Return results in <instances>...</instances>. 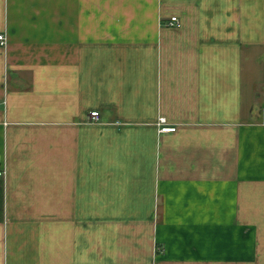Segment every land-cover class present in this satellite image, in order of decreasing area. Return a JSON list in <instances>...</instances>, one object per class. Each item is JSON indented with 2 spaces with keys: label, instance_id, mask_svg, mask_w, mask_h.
Returning <instances> with one entry per match:
<instances>
[{
  "label": "crops",
  "instance_id": "crops-1",
  "mask_svg": "<svg viewBox=\"0 0 264 264\" xmlns=\"http://www.w3.org/2000/svg\"><path fill=\"white\" fill-rule=\"evenodd\" d=\"M0 35V264H264V0H0Z\"/></svg>",
  "mask_w": 264,
  "mask_h": 264
},
{
  "label": "built area",
  "instance_id": "built-area-1",
  "mask_svg": "<svg viewBox=\"0 0 264 264\" xmlns=\"http://www.w3.org/2000/svg\"><path fill=\"white\" fill-rule=\"evenodd\" d=\"M179 24H180L179 19L177 17H173L171 19V22L169 25L175 26V25H179ZM0 41L4 44L6 41V37L4 35H0ZM98 115H99V113L97 111H94L91 113V116L93 117V119H98ZM162 121L165 122L164 119ZM164 130L165 131H172V130H174V128H165ZM4 174H5V171L0 169V176H2Z\"/></svg>",
  "mask_w": 264,
  "mask_h": 264
},
{
  "label": "trees",
  "instance_id": "trees-1",
  "mask_svg": "<svg viewBox=\"0 0 264 264\" xmlns=\"http://www.w3.org/2000/svg\"><path fill=\"white\" fill-rule=\"evenodd\" d=\"M0 195H2V190H1V194Z\"/></svg>",
  "mask_w": 264,
  "mask_h": 264
}]
</instances>
